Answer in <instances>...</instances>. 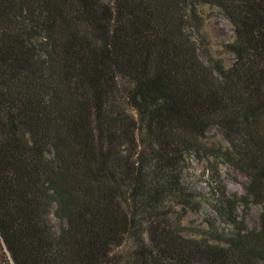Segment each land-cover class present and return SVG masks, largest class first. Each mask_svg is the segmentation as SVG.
I'll return each instance as SVG.
<instances>
[{"label":"trees","instance_id":"obj_1","mask_svg":"<svg viewBox=\"0 0 264 264\" xmlns=\"http://www.w3.org/2000/svg\"><path fill=\"white\" fill-rule=\"evenodd\" d=\"M200 4L232 24L228 66L199 56ZM192 158L234 227L209 219L216 242L182 226L201 207ZM249 198L258 227L238 216ZM0 264H264V0H0Z\"/></svg>","mask_w":264,"mask_h":264},{"label":"rangeland","instance_id":"obj_2","mask_svg":"<svg viewBox=\"0 0 264 264\" xmlns=\"http://www.w3.org/2000/svg\"><path fill=\"white\" fill-rule=\"evenodd\" d=\"M196 19V22L192 19L189 20L188 26L197 41L200 58L210 65L216 61H222L226 66L230 65L234 57L224 47V44L234 37L229 19L218 8L206 4L197 6ZM204 140L215 147L228 146L227 140L215 126L208 129ZM218 168L228 192L246 196L248 176L223 161L218 163ZM208 179L204 161L190 159L188 167L184 170L183 180L190 189L200 193L201 207L197 211L187 210L182 219V226L187 235L206 237L210 241L216 242V239L211 238L210 233L207 232L209 231L207 224L209 219L214 222L216 231L225 235L233 232L234 227L220 218L209 205L211 194ZM260 212L261 205L252 201L251 198L247 204L240 203L238 207L239 218L250 228L259 226ZM46 221L55 234L59 232L60 226L63 224L53 215L52 210L46 214ZM127 248L128 244H125L120 249L125 251Z\"/></svg>","mask_w":264,"mask_h":264}]
</instances>
